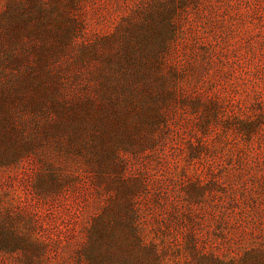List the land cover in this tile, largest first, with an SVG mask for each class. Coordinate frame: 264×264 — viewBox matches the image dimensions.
I'll return each instance as SVG.
<instances>
[{"label":"rangeland","instance_id":"obj_1","mask_svg":"<svg viewBox=\"0 0 264 264\" xmlns=\"http://www.w3.org/2000/svg\"><path fill=\"white\" fill-rule=\"evenodd\" d=\"M0 264H264V0H0Z\"/></svg>","mask_w":264,"mask_h":264}]
</instances>
